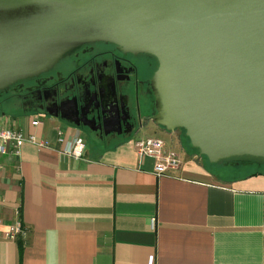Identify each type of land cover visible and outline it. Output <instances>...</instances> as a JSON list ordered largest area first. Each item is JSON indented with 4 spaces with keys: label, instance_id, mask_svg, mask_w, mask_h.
I'll use <instances>...</instances> for the list:
<instances>
[{
    "label": "crops",
    "instance_id": "0c3cea01",
    "mask_svg": "<svg viewBox=\"0 0 264 264\" xmlns=\"http://www.w3.org/2000/svg\"><path fill=\"white\" fill-rule=\"evenodd\" d=\"M2 116L0 125L7 118L49 145L26 142L0 156V264H149L152 255L155 264H264V174L226 180L163 140L181 166L157 177L154 161L134 147L148 138L87 145L74 159L58 141L59 130L83 135L73 125L37 113ZM146 128L183 146L177 132ZM19 222L27 237L6 239Z\"/></svg>",
    "mask_w": 264,
    "mask_h": 264
},
{
    "label": "water",
    "instance_id": "95a60500",
    "mask_svg": "<svg viewBox=\"0 0 264 264\" xmlns=\"http://www.w3.org/2000/svg\"><path fill=\"white\" fill-rule=\"evenodd\" d=\"M94 43L157 60V127L264 164V0H0V93Z\"/></svg>",
    "mask_w": 264,
    "mask_h": 264
},
{
    "label": "flooded vegetation",
    "instance_id": "af4514ba",
    "mask_svg": "<svg viewBox=\"0 0 264 264\" xmlns=\"http://www.w3.org/2000/svg\"><path fill=\"white\" fill-rule=\"evenodd\" d=\"M157 67L149 55L123 53L111 44H87L66 54L46 74L12 88L0 98V107L67 118L79 133L112 146L155 124L151 80Z\"/></svg>",
    "mask_w": 264,
    "mask_h": 264
},
{
    "label": "built area",
    "instance_id": "2783aa9c",
    "mask_svg": "<svg viewBox=\"0 0 264 264\" xmlns=\"http://www.w3.org/2000/svg\"><path fill=\"white\" fill-rule=\"evenodd\" d=\"M2 117L5 118L7 116L3 115ZM7 123L8 119L6 118L5 124L0 125V156L6 155L10 149H13L18 154L26 142H30L39 147L49 145L47 141L40 140L35 134H27ZM30 124L32 127H39L42 125V121L41 119L31 118ZM58 141L62 146L61 151L64 155L74 159H82L84 157L87 144L84 137L80 134L69 139L63 131L59 130ZM134 147L139 158H150L154 161V173L157 177L171 175L180 169L181 159L179 154L172 149H166L165 142L161 139H138L134 141ZM27 235V229H24L19 222L5 233V238L8 240H16L18 236H21L25 239ZM155 263L156 258L152 255L149 259V264Z\"/></svg>",
    "mask_w": 264,
    "mask_h": 264
},
{
    "label": "rangeland",
    "instance_id": "374dc122",
    "mask_svg": "<svg viewBox=\"0 0 264 264\" xmlns=\"http://www.w3.org/2000/svg\"><path fill=\"white\" fill-rule=\"evenodd\" d=\"M30 81H28L27 83H29ZM2 110L4 111V115L5 116H9L10 118L13 119V122H16L18 119L20 120L21 118L24 117V114L21 113L19 110L17 109H13L10 107H3ZM179 135L183 138L180 139V142H183V146L180 144H175V142H178V140L176 141V139L170 137L167 134H164V132H157L154 133L151 131V128H146L144 130L141 131V133H139L138 135H136L134 137L133 140H136L138 138H160L162 140H164L165 142H167L168 144H174L175 145V149L180 153V154H185V152L187 153H192L194 152L188 142V139L186 137H184L182 132H179ZM86 141V144L88 145V147L90 146H103L102 143L98 142L96 139H91L89 137H86L84 134L82 135ZM98 145V146H97ZM204 160V158H203ZM205 163L206 159L204 160ZM210 167L214 170H216L217 174H219V176H221L224 179H228V180H232V179H236V178H244L246 176H251L253 174H264V165L262 163L259 162H246L244 164H238L235 165V162H223L222 164H211Z\"/></svg>",
    "mask_w": 264,
    "mask_h": 264
},
{
    "label": "trees",
    "instance_id": "16d2710c",
    "mask_svg": "<svg viewBox=\"0 0 264 264\" xmlns=\"http://www.w3.org/2000/svg\"><path fill=\"white\" fill-rule=\"evenodd\" d=\"M13 88H15V87H13ZM12 91L13 90H11V91H8V92H5V93H0V98L1 97H3L4 96V98L6 97V96H8V95H10L11 93H12ZM3 100H0V103L2 102ZM3 108V107H2ZM2 108L0 107V115H2L3 113H4V111L2 110ZM194 151V153L195 154H197L198 155V152L196 151V150H193ZM204 159H206V165L208 166V167H210V163H209V161L207 160V158H204ZM244 163H246V161H235V165H238V164H244ZM264 165V164H263ZM253 175H255V174H253ZM253 175H251V176H253ZM22 242H20V244H21Z\"/></svg>",
    "mask_w": 264,
    "mask_h": 264
}]
</instances>
